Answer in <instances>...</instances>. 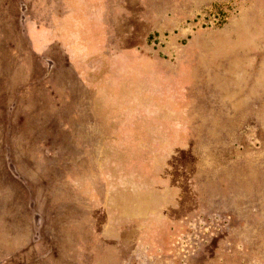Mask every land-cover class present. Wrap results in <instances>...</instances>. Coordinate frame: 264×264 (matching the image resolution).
Masks as SVG:
<instances>
[{"label":"rangeland","instance_id":"rangeland-1","mask_svg":"<svg viewBox=\"0 0 264 264\" xmlns=\"http://www.w3.org/2000/svg\"><path fill=\"white\" fill-rule=\"evenodd\" d=\"M24 2L0 0V264H264L261 18L253 37L172 19L109 55L76 43L40 59ZM143 54L186 69L174 100L143 102ZM70 61L100 88L114 69L113 106Z\"/></svg>","mask_w":264,"mask_h":264},{"label":"crops","instance_id":"crops-1","mask_svg":"<svg viewBox=\"0 0 264 264\" xmlns=\"http://www.w3.org/2000/svg\"><path fill=\"white\" fill-rule=\"evenodd\" d=\"M24 1L23 24L28 40L35 46L33 51L40 59L53 47L59 48L68 59L69 45L76 43L105 45L103 55H109L115 51L112 48L117 39L121 43H138L143 41V36L147 37L150 32L170 26L172 19L181 21L211 17L216 20V24H214L216 28L222 30L232 27L233 24L235 26L238 24L237 35L241 36L245 33L248 37L252 35V30L250 31L248 28L251 27L249 26V13H251L256 15L259 21L261 18V22H256L258 34L261 33L260 36H256V39L264 38V0ZM207 28L213 27L207 25L204 30ZM196 35L205 37L206 33H197ZM105 49H107V53ZM121 52L123 53V51ZM198 53L206 56L208 52ZM198 53L197 55H199ZM125 54L127 57L136 59L128 51ZM195 54L191 52L188 59L193 60L197 56ZM144 58L148 61L143 63V68L140 71L137 70L138 78L133 79L139 84L142 83L139 86V91L144 94L143 102H146L148 97L155 99L158 96L162 98L167 96L168 101L170 98L174 100L173 94L180 93L181 85H184L182 80L186 76V69L174 72L159 63L155 66L152 58L146 54H143ZM137 61V63H142V61ZM79 65L72 63V67H75L74 76L80 81L81 87L92 91L93 95L98 99L101 98L107 106H113L112 102L116 97L112 89V77L114 78L116 75L114 69H110L109 79L105 82L104 87L100 88V85H95L96 81L90 78L86 72L87 69L85 71Z\"/></svg>","mask_w":264,"mask_h":264},{"label":"trees","instance_id":"trees-1","mask_svg":"<svg viewBox=\"0 0 264 264\" xmlns=\"http://www.w3.org/2000/svg\"><path fill=\"white\" fill-rule=\"evenodd\" d=\"M70 65V64H69ZM71 69H73L72 65H71ZM74 72V71H73Z\"/></svg>","mask_w":264,"mask_h":264}]
</instances>
